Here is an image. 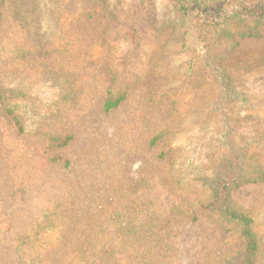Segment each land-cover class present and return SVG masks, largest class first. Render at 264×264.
<instances>
[{
    "label": "rangeland",
    "instance_id": "374dc122",
    "mask_svg": "<svg viewBox=\"0 0 264 264\" xmlns=\"http://www.w3.org/2000/svg\"><path fill=\"white\" fill-rule=\"evenodd\" d=\"M188 22L174 0H0L20 127L0 114V264H134L148 248L147 264H241L232 232L174 207L208 199L225 153L264 165V25L203 37ZM230 200L255 218L264 264V182Z\"/></svg>",
    "mask_w": 264,
    "mask_h": 264
},
{
    "label": "trees",
    "instance_id": "16d2710c",
    "mask_svg": "<svg viewBox=\"0 0 264 264\" xmlns=\"http://www.w3.org/2000/svg\"><path fill=\"white\" fill-rule=\"evenodd\" d=\"M177 9L187 19L191 28L204 35L209 30H214L228 20H248L251 25L248 31L240 34L239 38L255 36V29L264 25V0H174ZM191 16V17H190ZM242 23V22H239ZM204 33V34H203ZM225 78H222L224 84ZM120 99H108L104 102V109L114 108ZM15 104L12 102L10 91L0 87V114H2L13 126L20 129L16 120ZM162 133L150 140L151 144L161 139ZM227 132L220 136L223 142L227 139ZM249 147V146H247ZM165 157V153L159 154V158ZM228 161L223 171L215 176L208 177L209 197L200 200V205L181 202L174 207V212L185 222H196L197 214L207 212L214 228L232 232L228 239L239 243L238 253L242 254L241 264H260L258 254L261 246L262 236L256 232V220L246 210L235 206L230 200V192L244 184L264 182V165L262 161L248 162V153L237 149L232 155L225 153ZM196 208V209H195ZM168 222H170L168 220ZM158 235L160 230L156 231ZM153 248L134 250V264H147L152 255ZM112 254L116 258L123 253L113 252L106 249L97 250L98 253ZM83 261L89 259L91 252L78 250L76 252ZM93 259H91L92 261ZM215 264L210 262L209 264ZM208 264V262H207Z\"/></svg>",
    "mask_w": 264,
    "mask_h": 264
}]
</instances>
